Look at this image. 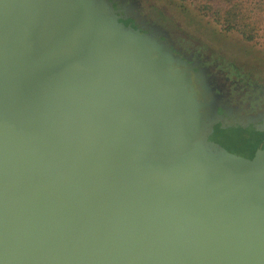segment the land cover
I'll list each match as a JSON object with an SVG mask.
<instances>
[{"label":"water","instance_id":"obj_1","mask_svg":"<svg viewBox=\"0 0 264 264\" xmlns=\"http://www.w3.org/2000/svg\"><path fill=\"white\" fill-rule=\"evenodd\" d=\"M147 44L95 0H0V264H264V152L214 155Z\"/></svg>","mask_w":264,"mask_h":264},{"label":"rangeland","instance_id":"obj_2","mask_svg":"<svg viewBox=\"0 0 264 264\" xmlns=\"http://www.w3.org/2000/svg\"><path fill=\"white\" fill-rule=\"evenodd\" d=\"M95 1L103 21L139 34L149 43L143 51L164 50L174 71L190 79L214 155L227 159L245 149L263 151V39L247 41L181 0Z\"/></svg>","mask_w":264,"mask_h":264},{"label":"trees","instance_id":"obj_3","mask_svg":"<svg viewBox=\"0 0 264 264\" xmlns=\"http://www.w3.org/2000/svg\"><path fill=\"white\" fill-rule=\"evenodd\" d=\"M196 4L206 17L247 41L264 40V0H181ZM186 6V5H185Z\"/></svg>","mask_w":264,"mask_h":264},{"label":"flooded vegetation","instance_id":"obj_4","mask_svg":"<svg viewBox=\"0 0 264 264\" xmlns=\"http://www.w3.org/2000/svg\"><path fill=\"white\" fill-rule=\"evenodd\" d=\"M154 66V68L156 67L155 65H153ZM185 81H186V84L188 85V87H187V90H189L190 91V97L191 98H194L195 97V99L199 96L198 95V92H197V90L195 89V87H193V85L192 84H190L191 82H190V79L188 78V79H186L185 78ZM190 82V83H189ZM215 82H216V84H222V86H223V83H224V81H222V79H220L219 77H217L216 79H215ZM264 144V143H263ZM261 148L263 149V151L262 152H264V145H263V147L261 146ZM254 151V150H253ZM254 152H259V150H258V148L256 147L255 148V151Z\"/></svg>","mask_w":264,"mask_h":264}]
</instances>
